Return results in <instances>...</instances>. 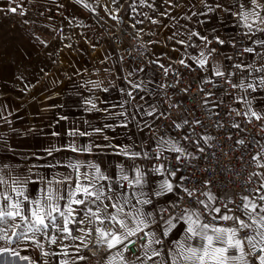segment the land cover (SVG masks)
<instances>
[{
  "label": "snow or ice",
  "instance_id": "1",
  "mask_svg": "<svg viewBox=\"0 0 264 264\" xmlns=\"http://www.w3.org/2000/svg\"><path fill=\"white\" fill-rule=\"evenodd\" d=\"M140 2L143 4L145 0ZM235 2L238 3L239 11L232 12V15L237 17L239 26L245 29L243 35L252 40V36L257 33L264 34V0ZM18 7H11L8 11L17 13ZM84 7L89 5L84 4ZM216 8H223V5L217 3ZM208 10L215 9L208 6ZM224 11L229 9L224 8ZM19 14H24L23 9ZM152 23L159 22L152 20ZM193 37H198L204 47L198 56L189 54L188 59L200 70L208 71L211 67L212 76L223 79L232 89L243 93L235 99L244 105L245 111L231 109L230 113L236 111L238 116L243 115L249 123L252 119L264 120V107L258 106L264 104V97L258 99L252 95L264 92V64L256 67L254 64H245L243 60L232 64L231 67L241 74L234 82L232 77L237 76V72L228 71L220 64L209 66V57L218 49L208 46L213 42L220 46L227 43L235 49L236 43L220 39L219 36L210 40L196 31L189 32L187 40L180 39L176 43L185 47H199L189 43ZM252 43L264 49V39L252 40ZM239 51L241 55L255 54L264 60V53L257 52L256 48L245 46ZM225 59L232 61L234 57L226 56ZM178 63L195 70L185 59H180ZM160 67L164 68V65ZM164 71L167 73L168 69L164 68ZM253 73L260 75L249 81ZM129 83L133 89L140 87L131 81ZM202 83L218 89L224 88L210 77L203 79ZM92 86L99 87L97 83ZM229 94L227 89L222 92V95ZM128 95L132 96V93L128 92ZM214 95V92H205V106L210 103L207 97ZM85 104L91 105L86 109L89 112L100 111L92 100L86 99ZM154 112L155 108L145 114L153 115ZM213 115L218 116L219 113ZM0 118L5 121L7 119L2 112ZM189 123L204 127L200 120L190 122L184 119L180 123L173 121L178 137L156 136V146L149 149L145 141L140 145L141 151L133 150L132 146H119L110 142L84 146H77L73 142L67 145L68 150L81 154H93L94 148L101 152L112 149L113 154L132 161L130 164L123 161L117 163L114 173L96 160H69L63 166L72 172L53 173L51 178L34 169L55 168L60 165V161L29 166L26 173L19 171V165L0 164V264H7L9 259L16 258L28 264H52L50 257L57 258L56 264H76L77 261L87 259L81 254V249L90 246L95 251L103 250L106 253L105 264H264V171L251 173L247 183H252V177H255L258 186L245 189L247 194L239 193L237 198H225L213 193L211 179H204L199 187L193 182L194 186L189 188L185 181L190 177L180 174L183 171L181 165L195 167L192 161H198L206 151L201 141L208 144L215 139L211 135H197L193 139L191 132L179 135ZM124 126L127 127L126 124ZM104 127L110 128L111 125L105 124ZM215 127L222 128L224 125L217 122ZM231 127L240 129L241 125L234 122ZM103 131L102 128H94L90 132L74 129L67 135L92 137ZM52 135L58 136L59 133L53 132ZM227 138L232 139V136ZM103 139L109 141L106 135ZM0 142L7 143L3 136H0ZM235 143L247 147L244 139H237ZM256 143L259 145V141ZM208 146L212 147L210 144ZM8 148L15 151L10 145ZM59 151L61 149L55 146L45 149L49 157ZM31 155L35 159H44L35 153ZM204 159L207 157L204 156ZM136 160L154 163L140 165L135 163ZM251 160L257 169L264 170V145H260V151L252 155ZM203 171L208 172L209 169ZM37 184L39 188L33 196L29 185ZM165 198L167 203L162 204ZM76 241L79 243H74ZM28 245L38 250L42 258L39 262L31 256L20 254L19 249ZM55 245L61 251L49 250ZM134 245L138 254L132 252ZM129 252H132L131 259L126 255Z\"/></svg>",
  "mask_w": 264,
  "mask_h": 264
},
{
  "label": "crops",
  "instance_id": "2",
  "mask_svg": "<svg viewBox=\"0 0 264 264\" xmlns=\"http://www.w3.org/2000/svg\"><path fill=\"white\" fill-rule=\"evenodd\" d=\"M217 3L223 5V8H216ZM84 4L87 3L82 0L80 3L77 0H0V9L5 11L19 5L17 10H32L34 13L30 21L31 35L20 44L6 43V47L0 50L1 78L5 83L22 88L20 94L17 92L15 96L11 94L0 99H48L49 102L45 112L42 107L37 108L36 112H29L28 104H23L21 111H14L18 109L14 106L4 111L0 103V112L7 118L6 121L0 118V136L7 141L6 144L0 142V164L19 165V171L26 173L29 166L60 161V165L55 168L34 169L51 178L53 173H71V169L63 166L69 160H96L114 173L117 163L123 161L130 164L132 161L113 154L112 149L101 152L100 149L94 148L93 154H81L68 150L67 145L73 142L77 146L90 143L103 145L110 142L119 146H132L133 150L141 151L142 142L146 141L147 147L151 149L156 146L154 137L162 136L158 132V106L154 98L163 87V81L147 66L120 61L119 58L123 57L122 50H116L107 38L94 29V23H91L87 16L90 15L95 21L94 14L100 15L102 10L99 8V11H96L90 5L84 7ZM208 6L215 10L209 11ZM224 8L229 11L225 12ZM171 9L165 13L158 33L145 38L148 42H144L137 33L143 43H148L147 48L154 60L164 65V68L170 67L174 61L180 59L195 65L188 59V55L198 56L204 47L203 42L198 37H193L189 43L199 47H185L176 43L180 39L187 40L191 31L199 32L210 40L219 36L225 41L235 42L239 27L237 17L234 19L232 15V12L239 11L235 0H178L174 1ZM55 27L59 31L52 35L48 30ZM170 37L173 38L169 39ZM256 39H264V34L257 33L252 36V40ZM252 40L247 41L244 47L250 46L256 48L257 52L264 53V49L253 44ZM208 47L211 48V45ZM232 50L230 44L223 45L218 54L209 57V66L220 64L228 71L237 72V76L232 77L236 82L241 75L239 70L228 69L229 66L225 63V57ZM242 60L245 64H254L256 67L264 64V60L255 54H244ZM258 75L260 74L253 73L249 81ZM206 77L213 81L217 79L211 75V67L200 75V84L205 85L202 81ZM129 81L140 85V93H135ZM93 83H97L99 87L94 88ZM29 88L36 89V93L31 91L32 94L25 95ZM128 92H131L132 96H129ZM239 95L243 93L238 90L228 96L230 107L245 110L244 105L235 99ZM252 95L260 99L264 97V92ZM86 99L92 100L100 111H87L91 105L85 104ZM258 106L264 107V104ZM153 108V115L145 114ZM60 117L66 119L61 120ZM105 124L111 127L105 128ZM94 128H102L104 131L92 137L67 135L70 130L90 132ZM53 132L59 135L53 136ZM104 135L109 137V141L103 139ZM262 144L264 145V139ZM9 145L14 152L9 150ZM53 146L61 151L49 157L45 149ZM32 153L44 159L32 158ZM135 163L151 165L154 162L136 160ZM38 188V184L29 185L33 196ZM161 203L166 204L167 199H162ZM20 254H23L22 251ZM126 255L129 259L132 258V252ZM14 260L21 262L18 258ZM12 261H7V264H12ZM23 264H27V261Z\"/></svg>",
  "mask_w": 264,
  "mask_h": 264
},
{
  "label": "built area",
  "instance_id": "3",
  "mask_svg": "<svg viewBox=\"0 0 264 264\" xmlns=\"http://www.w3.org/2000/svg\"><path fill=\"white\" fill-rule=\"evenodd\" d=\"M128 4H124L121 9L114 12L109 4L102 2V15L94 14L98 32L110 41L113 47L122 50L123 57L120 59L122 62L134 64L136 66H147L157 73L159 80L163 81V87L157 92L154 102L157 104L158 112V132L162 136L172 135L178 137V133L174 128L173 121L180 123L184 119L190 122L200 120L203 122L204 127L189 123L185 125L179 135L188 134L191 132L193 139L197 135H211L215 139L201 145L205 147L206 151L198 161H192L195 167L181 165L183 171L182 175L190 177L185 184L191 188L194 186L199 187L204 179L213 180L211 191L219 196L237 198V194L245 192V189H253L257 187L256 178L252 177V183H247L250 174L257 171H264L257 169L251 160V156L260 151V145L264 139V120L256 121L252 119L249 123L243 115H237L236 111H231L230 100L228 96L233 95L238 90L232 89L230 85L224 83V80L217 78L215 82L224 86V88H214L211 84H200V75L203 70H200L196 65H192L191 70L185 68L178 63L179 60L174 61L168 67L167 73L164 68H161L160 62H156L147 48L148 43H143L135 29L132 26H127L125 14L129 9ZM104 12L106 17H104ZM12 14V21L8 29L11 31L19 30L21 27L22 33L31 34L30 21L33 17L32 10L23 12L24 14ZM121 16V18H118ZM116 17V19H113ZM235 19L236 17L233 16ZM52 35L57 34L59 29L57 27L48 30ZM245 29L238 27L235 34V43L237 47L227 56H233L232 61L225 59L228 69L231 65L240 62L244 54L241 55L240 49L244 47L245 43L249 41L248 37L243 35ZM216 47L218 51L213 53L211 57L215 56L221 51L222 46L217 45L215 42L211 44V48ZM184 89H188L187 92ZM204 89V91H201ZM224 89L230 93L229 95H222ZM142 89L139 87L134 89L135 93H140ZM205 92H214L215 95L207 97L210 103L205 106L204 100ZM223 101L221 104L220 101ZM216 105H219L218 107ZM243 112V109H236ZM218 112L219 115H213ZM230 113V114H229ZM219 122L224 125L222 128L215 127ZM234 122L240 123V129L232 128ZM194 129V131H193ZM231 135L232 139L227 137ZM237 139H244L247 147L239 146L235 143ZM259 141V145L256 143ZM187 143V142H185ZM212 145L209 147L208 145ZM194 150V149H192ZM214 153V155H213ZM204 156L207 159H204ZM243 157V159H240ZM154 162V161H152ZM175 164V162H173ZM208 168V172L203 169ZM215 169V171H212ZM203 198V197H201ZM190 202V201H189ZM237 203L239 200L237 199ZM93 251V250H92ZM132 252H138L136 246L132 247Z\"/></svg>",
  "mask_w": 264,
  "mask_h": 264
},
{
  "label": "rangeland",
  "instance_id": "4",
  "mask_svg": "<svg viewBox=\"0 0 264 264\" xmlns=\"http://www.w3.org/2000/svg\"><path fill=\"white\" fill-rule=\"evenodd\" d=\"M86 2L88 5L92 6L96 11H99V8L101 9L102 2L104 4H109L110 8L117 12L121 7L125 4L129 5V9L127 10L125 14V20L128 24L127 26H132L136 33L139 34L141 39L144 42H148V39H145L148 35H151L153 33H158L160 26L165 18V13L167 11H171V7L174 3V1L178 0H145V3H141L140 0H82ZM151 5V6H149ZM102 10V9H101ZM12 12L8 10L0 9V50L6 47V43L9 42H15L19 43L25 39L26 37H29L28 33H22L21 27L19 26V30L11 31L8 29L9 25L12 21ZM103 14V12L101 13ZM100 14V15H101ZM91 23H94V29L98 30V26L96 25V22L93 20V18L90 15H87ZM104 17H106L104 12ZM118 18H121L119 16ZM152 20H157L159 23H152ZM137 21H140V23H137ZM31 35V34H30ZM16 69V68H15ZM22 88L15 87L14 84L5 83L3 79L1 78L0 73V97L9 96L13 94L14 96L18 92L20 94V91ZM36 89L29 88L26 91L27 95L28 93L32 94L31 91L36 93ZM48 99H0V103L2 104V108L5 110H9L12 108V106L18 108L14 109V111H21V106L23 104H28V110L29 112H36L37 108H41L44 110V112L47 110ZM43 101L41 104L40 102ZM46 101V103H44ZM38 103L41 105H38ZM44 103V104H43ZM13 107V108H14ZM2 109V110H3ZM25 121H27L25 119ZM65 243H72L69 241H65ZM74 243H79V241H76ZM45 245L47 246V241H45ZM49 250L52 251H61L60 247L58 245L51 246ZM93 250V251H92ZM19 251H22L24 255L31 256L35 258L38 262L42 259L39 256L38 250H36L33 246L28 245L27 247L22 246V248L19 249ZM71 251V249H70ZM95 249L91 248H82L81 254L85 255L87 257L84 261H77L76 264H105L106 260V253L103 250L95 251V255L93 252ZM22 254V255H23ZM49 259L52 260V264H56L57 258L56 257H50ZM11 259L8 261L10 262ZM12 264H23L24 261L18 262L17 260L12 259ZM20 261V260H19ZM28 264V262H27Z\"/></svg>",
  "mask_w": 264,
  "mask_h": 264
}]
</instances>
